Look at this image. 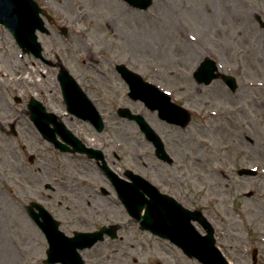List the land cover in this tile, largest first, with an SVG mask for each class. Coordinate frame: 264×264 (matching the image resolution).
Returning a JSON list of instances; mask_svg holds the SVG:
<instances>
[{
    "label": "rangeland",
    "instance_id": "obj_1",
    "mask_svg": "<svg viewBox=\"0 0 264 264\" xmlns=\"http://www.w3.org/2000/svg\"><path fill=\"white\" fill-rule=\"evenodd\" d=\"M48 1L57 10V15L50 11L57 25H64L73 37L64 42L57 30L52 37L43 35L45 55L61 57L94 97L101 96L98 91L104 82L95 70L104 66L105 79L111 78L114 62L128 65L163 89L180 90L181 96L186 95L183 91L193 94L191 100L198 102L200 115L186 129L164 128L165 140L171 150L180 151L175 159L187 174L175 179L187 199L182 202L203 212L231 264H253L255 250L257 264H264V244L259 241L264 236V87L241 85L242 80L264 82V29L258 20L264 21V0H153L147 11L123 0ZM48 27L52 32L53 26L48 23ZM19 53L11 35L0 26V264H43L48 244L27 213L33 201L63 221L73 219L69 213L73 215L74 210L67 207L82 203L86 210L81 214L94 224L79 221L74 227L62 226L67 233L72 228L120 224L119 239L109 245L101 242L93 251L103 262L118 252L124 264H165L162 246L137 228L117 196L101 195L100 186L110 189L95 163L61 154L43 140L26 108H17L13 98L35 95L43 99L77 135L88 136L89 144L104 149L116 171L144 172L158 181L172 177L179 166H164L156 160L136 126L116 124L120 121L111 107L132 108L125 102V92L121 98L109 93V98L107 88L105 104L99 105L110 115L106 124L113 126L111 135L121 142L119 149L113 137L63 116L66 108L61 102L58 70L29 56L22 59ZM205 57L214 58L223 73L231 66L238 70L235 94L220 80L201 87L194 82L193 71ZM88 59L94 67L88 66ZM234 107L241 111L227 122L226 111ZM19 109L22 114L16 112ZM212 109L223 115L208 116ZM6 119L14 124L17 136ZM104 138L113 141L103 145ZM258 165L263 172L258 177L239 175L242 169ZM181 264L199 263L184 258Z\"/></svg>",
    "mask_w": 264,
    "mask_h": 264
},
{
    "label": "flooded vegetation",
    "instance_id": "obj_2",
    "mask_svg": "<svg viewBox=\"0 0 264 264\" xmlns=\"http://www.w3.org/2000/svg\"><path fill=\"white\" fill-rule=\"evenodd\" d=\"M55 21H54V23L52 24L53 25V30H52V32H50L49 34H48V36H52V34H54L55 32H56V26H55ZM56 28V29H55ZM66 50H68V48L67 49H65V51ZM62 52H64V50L62 49ZM32 58H33V56H31ZM35 61H38V62H41V63H43V66H47V67H51L52 69H55V70H58V72H59V69H58V67H67V69H68V66L62 61V59H61V57L59 58V56L56 58V59H49V58H47L46 56H44V59H37V58H33ZM33 65H36V63L34 64L33 63ZM116 63L114 62L113 63V66H114V70H112L111 71V78H106L105 79V77H106V73H105V71H104V67H102L103 68V70H95V71H97V74L100 76H102V77H100L104 82H103V86L99 89V91H98V93H99V95H101L100 97H94L93 95H91V94H93L92 93V91H91V89L90 88H88V87H82L83 88V90H84V92H85V94H86V96H87V98L94 104V106H95V108L97 109V111L100 113V114H105L106 112H102L101 111V109L99 108V105L100 104H102V103H104L105 104V97H106V95H103L104 93H105V91H106V89L107 88H109V91H108V97H109V93L110 94H112V96H113V98H121L122 96H123V93L125 92V96H124V98H126L125 99V102H126V104H127V101L129 102V104L130 105H132V108L131 109H134L133 110V112L134 113H141L145 118H146V120H148L149 121V123L154 127H157V130L160 132V134H161V136H162V139H163V141H164V145H165V149H166V151H167V153L169 154V156L171 157V159H173V162L172 163H169V162H162L161 160H159V158L156 156V153H155V150H154V148H152V151H154L153 152V154H154V156H155V158H156V160H158L159 162H161V163H163L164 164V166H179L178 165V162H177V160L176 159H178V156H180V151H178V150H171V147L169 146V144L166 142V140H165V136H164V134H165V131H164V128H166V127H170V128H176V129H180V127H178V126H174V125H171V124H169V123H167V122H165V121H162L159 117H158V114L157 113H155V112H153V111H151V110H148L145 106H144V104H142L141 102H135V101H132L131 99H129V97H128V86H127V84L122 80V78L118 75V73L116 72V69H115V67H116ZM57 76H58V74H57ZM99 78H97L96 80H98ZM108 79V80H107ZM195 82V81H194ZM199 87H201V86H203V85H200V84H198L197 82H195ZM97 87H98V85H97ZM167 88L168 89H171V91L173 92V94H179V92H180V90H177V92L173 89V88H170V87H168L167 86ZM248 88H252V87H248ZM253 89V88H252ZM91 91V92H90ZM186 95H184V96H181V95H183V93H181V94H179V95H177L178 97H180V104L182 105V106H185V107H187V108H189V109H197L198 108V102L197 101H193V100H191V97H192V95L193 94H191L190 93V91H187V92H185V91H183ZM234 94V93H233ZM20 97V99H19V106H24V108H26V111L27 112H29V109H30V107H31V103H32V101L33 100H37V101H39L40 102V104H41V106L43 107V108H45L46 109V111L47 112H50V113H53V114H55L56 116H58L55 112H53L51 109H50V107L45 103V101L43 100V99H40V98H37L35 95H31L30 97L29 96H19ZM110 98V97H109ZM113 98H111V99H113ZM15 99H16V97L14 98V101H15ZM61 102H63V104L65 105V108H66V112L63 114V116H65L66 118H69V117H71V118H75L76 120H78V121H81L82 123L84 122V121H82V120H80V119H78V118H76V117H74L73 115H71V114H69L68 112H67V105H66V102H65V100L63 99V97H62V99H61ZM119 103V102H118ZM186 104H189V105H187L186 106ZM121 107H126V106H120V107H111V109H112V112L117 116V118H118V120L120 121V122H116V124H120V123H122L121 122V118L119 117V115H118V109L119 108H121ZM126 108H128V107H126ZM130 109V108H129ZM25 113V112H24ZM106 115V114H105ZM59 117V122L60 123H62V124H64L67 128H69L68 127V125L66 124V123H64V121H63V118L61 117V116H58ZM110 115H108L107 116V120L105 121V119H104V123H105V127H104V131L103 132H101V133H99V132H97V130L95 129V127L94 126H92L91 125V123H89V122H86L91 128H92V130L95 132V133H97V134H107L108 135V138L109 137H113V140H114V142H116L117 143V141L118 140H116L115 139V137H114V135H111L113 132H115V130H114V128H113V126L112 125H110V124H106V123H109V121H110ZM6 120H10V119H6ZM123 124V123H122ZM121 124V125H122ZM127 125H133V126H136V124L134 123V122H127L126 123ZM120 125V126H121ZM70 129V128H69ZM182 129V128H181ZM75 135H76V137L81 141V143L83 144V145H85L87 148H93V149H95V150H100V151H102L103 153H104V155H105V159H106V161H107V164H109V158L107 157V153L105 152V150L104 149H102V148H97V147H95V145H93V144H89L88 143V141H89V137L88 136H86V135H77L72 129H70ZM113 131V132H112ZM85 134V133H84ZM113 140H110V139H107V138H104L103 139V142H102V144L103 145H109V143H110V141H113ZM151 145V144H150ZM152 146V145H151ZM153 147V146H152ZM173 154L175 155V157L173 156ZM73 155H76V154H73ZM79 155H81V154H79ZM116 158H118L119 159V156H117V153L116 152H114V154H113ZM83 156H85L84 154H83ZM77 157V156H76ZM88 157V156H87ZM177 157V158H176ZM176 158V159H175ZM96 161V160H95ZM91 161V162H93V163H95V165H96V167L99 165V163L96 161ZM110 165V164H109ZM99 167V166H98ZM111 167V166H110ZM112 168V167H111ZM178 168H180L178 171H177V173L176 174H174L172 177H168V178H162V179H159L158 181L157 180H153V176L151 175H149L148 173H142V172H135V171H133V170H131V169H122V168H120L119 170L120 171H116V170H114L113 168V170L115 171V173L117 174V176H118V180L116 179V180H114V181H109L105 176H104V174L102 173V175H103V177H104V179H105V181H104V184H105V186H107L110 190H107L106 188H104L103 186H100V188H101V195L103 196V197H106V196H110L111 195V193H114L116 196H117V194H116V185H115V183H117V184H119L120 186L123 184V185H126L127 184V182H131V180H132V178L130 177V175H129V173H138V174H141V175H143V176H145L147 179H149L152 183H154L155 185H157L158 187H159V189L161 190V192L162 193H164V194H166V195H169V196H171V197H173V199H175L176 201H178L179 203H181V205L183 206V207H185V208H188V207H186L184 204H183V202L182 201H187V199L185 198V195H183L182 193V191L180 190V188H182V187H180V184H181V182H176V180L175 179H178V178H184V177H186L187 176V174L184 172V167L183 166H179ZM164 172H166V168H164ZM164 177V176H163ZM114 186V187H113ZM115 188V189H114ZM118 198V197H117ZM80 204H82V203H80ZM80 204H76L75 206H74V208H72V207H67V210H69V211H72V210H74V213H73V215L72 214H70L69 213V216H71L73 219H71V220H62V219H60V218H57V219H59L60 221H61V230L64 232V233H66L68 236H73L74 235V233L75 232H92V231H96V230H100L101 228H103V227H108V228H111L112 226H118L119 227V231L121 230V228H122V226L120 225V224H109V225H105V226H102L101 228H96V229H81V228H72L71 230H69V232L70 233H67V231L65 232L63 229H62V226L63 227H74L75 225H76V223H78L79 221H82V223L83 224H86V225H93L94 223H87V221L85 220V216L83 215V214H81V213H85V207L84 206H82V205H80ZM119 204H120V206H123L122 205V203L119 201ZM188 209H191V208H188ZM191 210H199V209H197V208H194V209H191ZM67 214H68V212H67ZM66 214H64V216H65ZM65 219H67V218H65ZM93 219V218H92ZM133 221V220H132ZM133 222H135V221H133ZM82 223H81V225H82ZM198 226V225H197ZM199 228H200V226H198ZM119 231H118V233H119ZM148 235H149V237L152 239V241L153 242H157V243H159V245L160 246H162V257H166L165 259H166V261H165V264H173L172 263V261L171 260H169V259H173V260H175L176 262H177V264H181V261H183V259L185 258V255H184V253H183V251L181 250V249H179L176 245H174V244H172L169 240H167V239H163V238H161V237H158V236H156V235H153V234H151V233H148V232H146ZM114 239V240H113ZM118 240L119 239V235H117V238H112L111 236H109V235H106L105 236V240H104V238H103V242H106L108 245L109 244H111V243H113L114 241H116V240ZM154 239V240H153ZM99 244H101V242L99 243ZM99 244H97V245H99ZM97 245L95 246V247H93L92 249H90V250H85V251H83V252H81V255H82V257L84 258V260L87 262V264H124V263H127L126 262V260H124V258H122V255L121 254H118V252L117 253H114V254H109V256L107 257V259H105L104 260V262L102 261L103 260V258L99 255L98 256V254H97V252H96V255H94L93 254V251H94V249L97 247ZM117 254L118 255H120L121 257L119 258L118 256H117ZM103 255H105L106 256V254L105 253H103ZM102 259V260H101ZM137 260H135V262H136ZM162 264H164L163 262H162ZM174 264H176V263H174Z\"/></svg>",
    "mask_w": 264,
    "mask_h": 264
},
{
    "label": "water",
    "instance_id": "obj_3",
    "mask_svg": "<svg viewBox=\"0 0 264 264\" xmlns=\"http://www.w3.org/2000/svg\"><path fill=\"white\" fill-rule=\"evenodd\" d=\"M21 2H25L28 5L32 6V1L30 0H0V20L2 23H5L7 26L12 27L13 29H15V31H19L21 29V31H32V33L34 32L35 28L40 27L42 25H40L41 21L40 18L38 16V11H36L35 8H33L32 13L28 12V8L26 10H21L20 9V4ZM127 2H129L131 5L141 8V9H147L151 4H152V0H127ZM24 11V12H23ZM264 26V24H263ZM22 27V28H21ZM27 31V32H28ZM216 72V67L214 65V62L211 60H207L205 63L202 64V66L198 69L196 76L198 78V80L200 82L206 81L207 84H209L213 79L217 78L218 76L215 74ZM62 81L64 82L63 87H64V91L65 94L66 92H69V86H68V82H71L72 79L71 77H68V75L66 73H62ZM132 79V77H131ZM130 79V80H131ZM233 81L232 78H228L226 79L227 82ZM75 111H78L75 109ZM178 113L179 112L177 111ZM81 116L83 114H80ZM83 117V116H82ZM178 119L179 116H177ZM185 117V116H183ZM44 135L49 139V140H54L55 141V136L53 134L52 131H46L43 130ZM58 145L60 147H65L63 144L58 142ZM29 211L32 212L31 209H29ZM36 220L38 219V216H35ZM46 217V216H45ZM48 218V217H46ZM204 221V220H203ZM204 225L208 228L207 224L205 222H203ZM42 227L46 230L47 229V234L50 240V244L52 246V248L49 251V259H62L64 261V259H68L69 257V247L64 246L65 249L61 250L59 247V241L61 240H57L55 237H51V233L48 232L49 229V223L46 222L45 224H41ZM209 237H211V234L209 235ZM56 239V240H55ZM208 247H212V245L208 246ZM203 247V254L206 256H201L202 260L206 263V264H226L224 258L220 255L217 257H214V255H212L209 251V249ZM53 248H56V251L53 250ZM211 250V249H210ZM61 257V258H60Z\"/></svg>",
    "mask_w": 264,
    "mask_h": 264
}]
</instances>
